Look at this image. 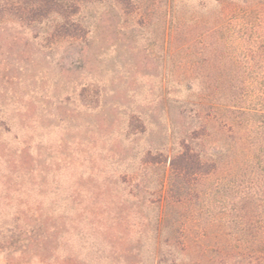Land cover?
Masks as SVG:
<instances>
[{
    "label": "rangeland",
    "instance_id": "obj_1",
    "mask_svg": "<svg viewBox=\"0 0 264 264\" xmlns=\"http://www.w3.org/2000/svg\"><path fill=\"white\" fill-rule=\"evenodd\" d=\"M79 17L87 41L0 21V264H152L160 209L163 264L264 259V0L104 1ZM182 140L215 167L170 192ZM147 152L159 162L142 178ZM96 184L135 194L118 229L139 245H111V214L73 223Z\"/></svg>",
    "mask_w": 264,
    "mask_h": 264
},
{
    "label": "trees",
    "instance_id": "obj_2",
    "mask_svg": "<svg viewBox=\"0 0 264 264\" xmlns=\"http://www.w3.org/2000/svg\"><path fill=\"white\" fill-rule=\"evenodd\" d=\"M104 1L118 5L127 13L138 11L145 3V0H0V21L2 18H6L21 23L25 27H39L40 37L48 42L54 43L61 40L87 41L89 29L79 15L83 9ZM157 150L159 151L155 155L162 157L163 150ZM150 155L151 152H147V156L142 162L143 172L140 174L142 178L147 176V165L159 162L155 159H148ZM165 158H169L170 171L167 176V191L169 190L170 192H172V179L175 177H179L185 182L189 175L203 177L215 167L213 161L194 149L192 142H185V140L181 141L178 149L174 150L173 155L170 157L167 155ZM131 193L128 192L122 196L115 189L109 186H100V184L88 187L82 200L72 205L73 223L84 219V221L87 220L90 225H93V229L97 231L100 228L101 217L111 214L112 223L104 226L110 237L109 239H111V245L114 247L116 244H120L126 248L133 244L139 245L141 243L140 235H129L128 230L118 229V226L120 227L121 225L120 222L129 214L125 204L135 197V194ZM76 195L77 193H75ZM163 221L160 209L159 215L155 219L156 235L154 236L152 264H163L167 260V256L171 254L164 251L161 247L159 233L162 229ZM172 239V237L165 239V242L168 241V246L172 245ZM125 250H121L119 256H125ZM63 261L64 264L75 262L72 256H68ZM171 264H175L173 258L171 259ZM255 264H264V259L256 261Z\"/></svg>",
    "mask_w": 264,
    "mask_h": 264
}]
</instances>
